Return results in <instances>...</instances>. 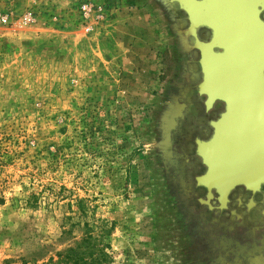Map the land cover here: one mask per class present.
<instances>
[{"label": "rangeland", "instance_id": "374dc122", "mask_svg": "<svg viewBox=\"0 0 264 264\" xmlns=\"http://www.w3.org/2000/svg\"><path fill=\"white\" fill-rule=\"evenodd\" d=\"M135 2L161 31L156 82L115 43ZM179 72L156 0H0V264L89 246L97 264H216L164 175Z\"/></svg>", "mask_w": 264, "mask_h": 264}, {"label": "water", "instance_id": "95a60500", "mask_svg": "<svg viewBox=\"0 0 264 264\" xmlns=\"http://www.w3.org/2000/svg\"><path fill=\"white\" fill-rule=\"evenodd\" d=\"M178 1L189 14L193 36L200 25L213 31L209 41L195 36L202 72L198 92L207 108L216 100L225 106L211 122L212 136L196 140L206 166L197 182L222 198L236 185L255 190L264 182V20L258 9L264 0ZM181 115V109L165 112L163 145L170 146Z\"/></svg>", "mask_w": 264, "mask_h": 264}, {"label": "flooded vegetation", "instance_id": "af4514ba", "mask_svg": "<svg viewBox=\"0 0 264 264\" xmlns=\"http://www.w3.org/2000/svg\"><path fill=\"white\" fill-rule=\"evenodd\" d=\"M156 1L176 38L180 67L178 80L163 102L169 101L172 110L182 111L171 131L166 154L164 175L171 195L177 199L180 210L193 220L198 237L216 264H264V182L255 190L236 185L226 198L197 182L206 166L197 154L196 140L206 141L212 136L211 122L225 108L220 100L207 108L205 95L198 92L202 72L195 36L209 41L213 31L200 25L193 36L189 14L178 0ZM189 4V0H182V5ZM258 9L259 17L264 20V8L258 6Z\"/></svg>", "mask_w": 264, "mask_h": 264}, {"label": "crops", "instance_id": "0c3cea01", "mask_svg": "<svg viewBox=\"0 0 264 264\" xmlns=\"http://www.w3.org/2000/svg\"><path fill=\"white\" fill-rule=\"evenodd\" d=\"M120 17L117 19L115 28L116 45L124 50L131 59L142 65L138 71L146 73V77L156 82L161 79L160 70L157 67L160 43L162 40L161 31L156 19L148 20L146 8L138 2L128 3L119 10ZM132 24V25H131ZM132 26L123 29V26Z\"/></svg>", "mask_w": 264, "mask_h": 264}, {"label": "trees", "instance_id": "16d2710c", "mask_svg": "<svg viewBox=\"0 0 264 264\" xmlns=\"http://www.w3.org/2000/svg\"><path fill=\"white\" fill-rule=\"evenodd\" d=\"M173 64L172 62L168 63V68L169 70L172 68ZM3 194L0 190V203L3 202ZM92 236L89 235L87 236L84 241H88L89 238H91ZM90 248H87V249H80V248H72V249H69V253L70 255H67V256H64V258L66 259H72L74 262V264H97L96 263V257L99 258V256H107L106 252L101 249V248H98V252L97 254H94V250H93V246H89ZM85 256L87 257H90L91 258V261L87 262L85 260ZM46 264H57L56 262H54V260H50L49 262H47ZM98 264H101L98 262Z\"/></svg>", "mask_w": 264, "mask_h": 264}, {"label": "built area", "instance_id": "2783aa9c", "mask_svg": "<svg viewBox=\"0 0 264 264\" xmlns=\"http://www.w3.org/2000/svg\"><path fill=\"white\" fill-rule=\"evenodd\" d=\"M85 6H88V4H87V5H85Z\"/></svg>", "mask_w": 264, "mask_h": 264}]
</instances>
